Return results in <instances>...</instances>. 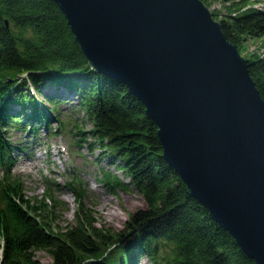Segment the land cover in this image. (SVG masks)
<instances>
[{
    "label": "trees",
    "instance_id": "1",
    "mask_svg": "<svg viewBox=\"0 0 264 264\" xmlns=\"http://www.w3.org/2000/svg\"><path fill=\"white\" fill-rule=\"evenodd\" d=\"M201 1L209 7L216 0ZM224 1L229 2L224 12L211 13L238 50L264 36V7L240 10L236 0ZM256 48L247 59L248 72L264 100V46ZM48 85L54 87L43 102L37 94ZM62 103L75 104L84 114L82 122L92 124L83 130L72 121L77 142H86L89 150L98 145L118 158V167L144 198L145 208L130 213L120 230L97 224L76 176L67 182L76 202L74 221L56 228L45 200L52 207L60 200L48 189L39 201L26 198L21 178L12 171L16 154L26 146L12 140L9 130L34 136L43 125L49 134L64 131ZM101 182L109 191L128 184L109 171H103ZM38 250L51 257L45 264H134L139 256L151 264H257L165 161L157 126L141 101L123 82L89 64L57 4L0 0V264H42L35 258Z\"/></svg>",
    "mask_w": 264,
    "mask_h": 264
},
{
    "label": "water",
    "instance_id": "2",
    "mask_svg": "<svg viewBox=\"0 0 264 264\" xmlns=\"http://www.w3.org/2000/svg\"><path fill=\"white\" fill-rule=\"evenodd\" d=\"M52 1L89 64L141 101L190 194L264 264V100L210 8L201 0Z\"/></svg>",
    "mask_w": 264,
    "mask_h": 264
},
{
    "label": "rangeland",
    "instance_id": "3",
    "mask_svg": "<svg viewBox=\"0 0 264 264\" xmlns=\"http://www.w3.org/2000/svg\"><path fill=\"white\" fill-rule=\"evenodd\" d=\"M228 3L224 0H216L211 2L209 8L224 12V6ZM251 5L264 7V0H236V6L240 10ZM261 46H264V36L248 40L239 48V52L248 59L257 52L256 47H260L261 50ZM53 87L48 85L43 88L39 95L37 94L38 98L45 102V94L53 90ZM62 95L66 100L76 103V98L72 95L66 93ZM73 106L75 104H61V116L65 126L64 131L59 133L49 134V130L43 125L34 136L22 129L9 130L12 140L22 141L26 146L24 151L16 154L17 159L12 171L21 178L23 194L26 198L39 201L44 198L48 189L56 199L60 200V205L55 207H52L51 200L48 198L45 200L49 206L48 210L52 211L51 217L56 228L64 227L74 221L76 202L67 187V182L76 176L82 182L85 204L94 211L97 224L120 230L130 213L145 208L144 198L129 182L124 171L118 167L121 165L118 158L105 153L98 145L94 146L93 150H89L86 142H77L79 137L74 136L72 121L76 120L80 125L82 124L83 130H90L92 124L85 119L82 122L83 112L77 106L76 108ZM56 126L57 124L52 120L51 127ZM89 140L93 141L90 135L87 136V141ZM103 171L117 174L124 182H128L127 188L109 191L101 182ZM111 212H114V215H110ZM35 258L42 264L51 261L49 254L43 250L36 251ZM134 262V264H151L145 256L137 257Z\"/></svg>",
    "mask_w": 264,
    "mask_h": 264
},
{
    "label": "bare ground",
    "instance_id": "4",
    "mask_svg": "<svg viewBox=\"0 0 264 264\" xmlns=\"http://www.w3.org/2000/svg\"><path fill=\"white\" fill-rule=\"evenodd\" d=\"M257 6V5H256ZM260 6V5H259ZM110 215H114V212H111Z\"/></svg>",
    "mask_w": 264,
    "mask_h": 264
}]
</instances>
